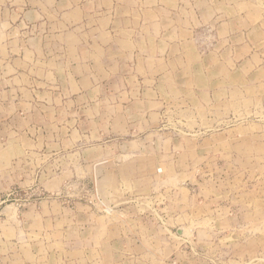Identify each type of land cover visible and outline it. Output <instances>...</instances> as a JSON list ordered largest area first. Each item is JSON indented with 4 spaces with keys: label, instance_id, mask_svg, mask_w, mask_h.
Segmentation results:
<instances>
[{
    "label": "rangeland",
    "instance_id": "rangeland-1",
    "mask_svg": "<svg viewBox=\"0 0 264 264\" xmlns=\"http://www.w3.org/2000/svg\"><path fill=\"white\" fill-rule=\"evenodd\" d=\"M82 2L84 20L63 39L115 37L112 54L126 53L130 76L147 85L157 75L145 93L157 99L113 131L82 125L91 131L82 145L92 134L91 151L114 158L95 191L86 173L70 182L75 174L49 157L48 172L19 171L21 186L0 188L17 208L0 205V264H264V0ZM48 19L50 30L64 28L54 11ZM189 25L192 39H182ZM55 144L43 148L51 154ZM119 171L132 177L124 192ZM30 175L45 180L26 185ZM122 194L135 202L120 204Z\"/></svg>",
    "mask_w": 264,
    "mask_h": 264
},
{
    "label": "crops",
    "instance_id": "crops-1",
    "mask_svg": "<svg viewBox=\"0 0 264 264\" xmlns=\"http://www.w3.org/2000/svg\"><path fill=\"white\" fill-rule=\"evenodd\" d=\"M43 2L0 0V155H8L6 165L0 159V188L21 186L19 171L48 172L46 160L49 157L56 161L58 172L75 174L70 182L82 183L78 173H86L88 187L95 191L98 185L102 186V173L107 171L114 158L108 156L103 160L91 151L99 140L92 134H89L92 137L88 139L90 142L82 145L83 138L91 132L83 130L82 125L86 124L90 129L105 122L113 131L116 121L131 124L128 118L144 117L146 112L150 113L147 107L154 105L157 99L155 95L148 97L145 93L154 92L157 87L155 79L157 81L158 78L154 74L152 83L145 85L143 74L135 78L130 76L131 72L124 69L122 63L126 53L112 54L114 43L119 44L115 37L110 36L104 41L63 39L70 29H74L73 24L82 23L86 16L82 0L76 3L54 0L51 6ZM59 3L67 5L60 8L57 6ZM52 11L60 17L58 23L64 28L50 30L54 23L49 21L48 12ZM74 11L82 13L78 22L67 20ZM111 13L112 10L109 11L110 17ZM65 14L68 16L64 18ZM216 17V22H219ZM64 22L73 23L66 26ZM108 22L111 24L110 18ZM109 23L106 27L112 32ZM187 27L185 32L188 35L182 39H192V29H189L190 25ZM103 92L110 95L106 100ZM104 110L108 113L105 114ZM66 126L69 127L68 132L63 131ZM49 127H53L51 131ZM92 130L97 131L96 128ZM113 135L106 141L114 139ZM68 140L72 141L66 149L63 142ZM52 141L56 142L55 151L48 154V149L43 147L52 145ZM112 155L120 154L113 151ZM34 157L40 160L37 165L33 164ZM112 164L115 165L114 162ZM112 168L117 170V167ZM43 178L30 175L26 185L43 183ZM114 178L118 184L116 187L123 192L130 186L127 185L128 180L132 179L120 171ZM56 180H60V176ZM7 196H2L3 201L0 199V205L5 203L1 211L16 210L14 202H6L11 200ZM135 200V197L122 194L118 202L123 205ZM20 249L21 245L19 252Z\"/></svg>",
    "mask_w": 264,
    "mask_h": 264
},
{
    "label": "water",
    "instance_id": "water-1",
    "mask_svg": "<svg viewBox=\"0 0 264 264\" xmlns=\"http://www.w3.org/2000/svg\"><path fill=\"white\" fill-rule=\"evenodd\" d=\"M178 231H179L180 234H183L184 233L183 230L178 229Z\"/></svg>",
    "mask_w": 264,
    "mask_h": 264
}]
</instances>
